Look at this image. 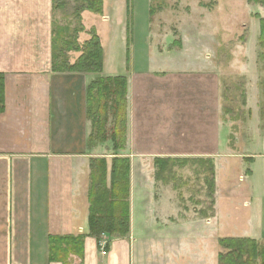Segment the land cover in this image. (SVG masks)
Here are the masks:
<instances>
[{
  "label": "crops",
  "instance_id": "obj_1",
  "mask_svg": "<svg viewBox=\"0 0 264 264\" xmlns=\"http://www.w3.org/2000/svg\"><path fill=\"white\" fill-rule=\"evenodd\" d=\"M51 14V0H0V264H59L50 260V239L67 237L82 241L69 264H204L194 252L190 261L191 217L184 208L176 212L169 190L159 194L154 166L135 165L133 158L144 157L212 159L211 233L242 231L237 236L263 242L264 133L257 106L231 145L230 125L221 134L217 72L151 65L149 54L159 57L158 51L139 58L148 61L146 68L118 72L104 49L100 76L126 78L128 149L120 153L131 159L130 201L129 233H104V246L98 245L88 229L87 193L90 159L105 155L88 147L86 87L99 75L51 70ZM71 53L72 64L79 53ZM251 61L256 66L255 56ZM244 65L248 78L256 79ZM200 218L201 227L208 223Z\"/></svg>",
  "mask_w": 264,
  "mask_h": 264
},
{
  "label": "rangeland",
  "instance_id": "obj_2",
  "mask_svg": "<svg viewBox=\"0 0 264 264\" xmlns=\"http://www.w3.org/2000/svg\"><path fill=\"white\" fill-rule=\"evenodd\" d=\"M78 7L79 5L74 0H68L64 1L60 7L51 10V28L53 26L57 47L55 54L59 56L57 58L59 63L65 58L71 64L70 57L74 56L71 52L82 54L81 46L90 38L88 34L90 28H94L99 37L103 55H105L104 49L107 52L108 65H116L118 72L124 67H130L132 70L146 68L148 61L139 59L146 58V51L147 53L150 51L161 53L159 57L154 53L149 54L151 65L158 62L166 64L171 69L208 68L217 72L220 81L221 134L224 136L228 132L227 128L230 127L229 143L231 145L234 143V135H240L243 132L241 130L246 125L248 126L250 110L257 106L258 114H260L264 102V62L258 60L257 38L260 33V19H264V2L255 0H103L102 11L99 14L83 9L80 12ZM149 9H153L152 16L149 14ZM84 12H89V14ZM79 22L83 29L77 32ZM88 25H90L89 28H87ZM75 45H78V51L73 49ZM252 56L256 58V66L252 65ZM237 57H241L239 67H235ZM244 64L255 71L256 79L248 78L245 73L248 68ZM101 73L102 71L94 74L100 76ZM250 83L253 87L251 85L248 99ZM254 86L257 89L256 92ZM118 92V88H115L111 99L97 97L93 100L91 116L89 115V133L92 123L96 122L94 124L96 135L93 143L99 148L98 154L105 155L94 156L90 159L92 176L95 181L93 198L98 204L102 203L105 198H109L108 196H111V199L128 201V203L130 201L131 159L120 153L121 150L128 149L126 144L129 125L127 98L125 92L124 97L116 104L114 100ZM223 123L226 125L223 126ZM227 125L230 126L226 127ZM261 132L264 133V130ZM154 159L152 157L133 158L135 165L139 167L141 165L155 167ZM178 159L183 158L175 157L173 162ZM112 166L114 167L113 196L103 191V185L104 188L110 186V182L107 184V177L109 175L110 181ZM169 166L171 168L168 174H159L157 177L155 168L154 184H157V190L162 191L159 192L160 195H163L166 189L170 191L168 196L177 200L179 206L177 209L175 205L177 213H181V209L184 208V215L191 217L189 224L192 228L188 240L192 251L190 261L194 260V252V256L196 255L202 263L210 264L213 260L217 264L218 252L224 251L219 246L218 240L224 237L244 236H237L243 234L242 231L238 233L224 229L223 233L217 232L216 236L215 232L211 233L213 229L209 224V218L214 216L216 210L214 164L212 170L198 162L184 166L181 164ZM210 174H213V188L211 189L207 183ZM150 175L147 174V176ZM147 184L148 189L152 188L150 182ZM90 187L89 184L88 190ZM212 189L213 192H210ZM168 209L169 213L176 214L172 206ZM200 216H206L208 220V223L202 224V227ZM226 224L228 227L236 224V228H239L243 223L227 222ZM102 225L106 226L107 223L104 222ZM218 228H220L219 225ZM104 239L100 234L98 245L100 240L101 243L103 242L101 245L104 246ZM72 241L68 239L57 242L58 245L54 250L55 262L69 264L70 255L80 254L82 242L78 238ZM259 243H264V241ZM257 250L262 254L264 246H258ZM246 251H250V248ZM211 256L212 260H210ZM238 257H247L246 260L249 262L246 264H259L258 259H248V255L236 252L233 259Z\"/></svg>",
  "mask_w": 264,
  "mask_h": 264
},
{
  "label": "trees",
  "instance_id": "obj_3",
  "mask_svg": "<svg viewBox=\"0 0 264 264\" xmlns=\"http://www.w3.org/2000/svg\"><path fill=\"white\" fill-rule=\"evenodd\" d=\"M64 1L68 0H51V10H54L56 7H60L63 5ZM77 5H79L78 9L81 12L83 10H89L94 13H101L102 11V0H74ZM254 1V0H249ZM256 2H264L263 0H255ZM152 10L149 9V14L152 16ZM127 13L129 15V5L127 4ZM260 33L257 38V46H258V60L260 62H264V19H260ZM83 29L80 22L78 23V27L76 31L79 32ZM52 36H51V70L54 72H88V73H100L103 68V49L100 46L99 37L94 28H90L89 36L90 38L85 41L83 46H81L82 54H80L74 63L69 64L65 58H63L61 63L57 61L56 52V44L53 34V26L51 28ZM75 51L79 50L78 45H75L73 48ZM69 50V49H68ZM127 53V51H126ZM67 63V64H66ZM3 80L4 77L2 73H0V111L3 108ZM115 88H118V93L116 94L114 102L117 104L125 95L126 92V78L124 76H107L102 77L99 76L93 79L86 87V104H87V114L88 119L91 116V105L93 100L97 97H105L111 99L113 96V92ZM263 99H264V91H263ZM260 110V129L264 130V102L261 106ZM92 119V118H91ZM94 124L92 123L91 132L88 135V147L94 146V139L96 133L94 132ZM97 137V136H96ZM124 143V140H123ZM174 158H160L156 157L154 159L155 163V176H159V174H168L169 169L171 168V164H181L182 166L193 163H202L204 166L209 167L210 170L213 169L212 159H178L176 162H173ZM115 161V160H113ZM92 168L90 167V188L88 190V202H89V213H88V229L89 233L94 236L98 241V236L100 234H108L111 237H121L125 236L129 233V203L128 201H123L122 199H111L105 198L102 203L94 201L93 198V188H94V177L92 176ZM114 167H111L110 173V186L109 188H104L103 191L107 193V195L113 196V176ZM210 178L207 179V183L209 184V189L213 188V174H210ZM105 182V181H104ZM213 192V189L210 191ZM107 223L106 226H103L102 223ZM72 239L76 241L77 238L67 237V238H59V239H50V243L53 244L52 256L50 260H54V250L57 242ZM81 241V238H78ZM72 241V242H73ZM82 242V241H81ZM219 246L224 249V251L218 252L217 255V264H246L249 261L246 260L247 257H238L235 260L233 259V255L237 252L242 255H248V259L259 260V264H264V252L260 254L258 252V246H264L259 243L257 240L247 237H224L218 240ZM82 247V243L80 248ZM250 248V251H246ZM226 250V251H225ZM237 260V261H236ZM246 260V261H245ZM245 261V262H244Z\"/></svg>",
  "mask_w": 264,
  "mask_h": 264
}]
</instances>
